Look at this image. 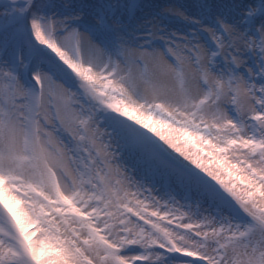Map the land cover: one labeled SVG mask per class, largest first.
<instances>
[{
	"label": "snow or ice",
	"instance_id": "snow-or-ice-1",
	"mask_svg": "<svg viewBox=\"0 0 264 264\" xmlns=\"http://www.w3.org/2000/svg\"><path fill=\"white\" fill-rule=\"evenodd\" d=\"M0 264H264V0H7Z\"/></svg>",
	"mask_w": 264,
	"mask_h": 264
},
{
	"label": "rangeland",
	"instance_id": "rangeland-1",
	"mask_svg": "<svg viewBox=\"0 0 264 264\" xmlns=\"http://www.w3.org/2000/svg\"><path fill=\"white\" fill-rule=\"evenodd\" d=\"M7 1H0V6L3 5V3H6ZM140 3H150V4H158L161 6L164 5H170V4H182L185 6H188V11L192 12L193 10L191 9L190 5H188V2H185L184 0H139ZM193 4L195 5L196 3L193 1ZM195 11V10H194Z\"/></svg>",
	"mask_w": 264,
	"mask_h": 264
},
{
	"label": "bare ground",
	"instance_id": "bare-ground-1",
	"mask_svg": "<svg viewBox=\"0 0 264 264\" xmlns=\"http://www.w3.org/2000/svg\"><path fill=\"white\" fill-rule=\"evenodd\" d=\"M0 1H7V0H0ZM185 2H188L187 4L188 5H190V7H191V9L194 11L195 10V8L194 7H192L194 4H193V1L195 2V3H198L199 2V0H184ZM38 2H39V0H38ZM54 2H60V0H54ZM113 2H115V0H113ZM3 6V5H2ZM2 6H0V11H2L3 10V7Z\"/></svg>",
	"mask_w": 264,
	"mask_h": 264
}]
</instances>
